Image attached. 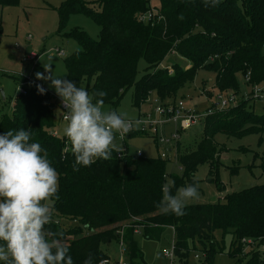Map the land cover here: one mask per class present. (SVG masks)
<instances>
[{
    "label": "trees",
    "instance_id": "16d2710c",
    "mask_svg": "<svg viewBox=\"0 0 264 264\" xmlns=\"http://www.w3.org/2000/svg\"><path fill=\"white\" fill-rule=\"evenodd\" d=\"M19 1L0 0V8L17 6ZM57 10L60 32L74 14L87 16L99 26L97 40L81 28L64 34L65 39H73L81 47L64 60L66 79L77 87L86 83L90 94L106 91L104 105L112 111H117L132 88L136 108L153 94L163 103L175 102L202 69L215 74L219 94L238 93L239 77L248 92L264 84V0H216L214 5L213 0H64ZM149 13L150 21H142ZM172 50L191 66L187 69L174 64L170 74L162 65ZM142 60L147 69L138 79ZM248 74L250 82L245 83ZM19 81L22 84L26 79ZM36 85L29 86L26 95L17 94L11 116L0 117V134L30 129V142L40 143L47 151L59 175L60 198L50 202L55 214L45 228L64 233L74 264H84L89 254L93 264H109L103 249L121 241L129 259L126 264H146L135 229L153 241L160 240L168 228L174 231V252L182 264L188 263L190 253L198 247L208 261L215 254H224V241H218V232L222 237L230 236L227 254L235 258V264H264L257 248L240 255L244 239L258 242L264 238V185L227 194L213 204L186 205L185 215L180 217L161 213L157 207L165 183L175 182V194L177 188L197 183L194 176L199 166L215 168L217 135H264V113L252 109L250 103L254 101L245 100L205 119L202 134L179 148L182 177L168 175V162L159 156L144 158L129 150L123 159L114 151L110 160L98 158L91 166H78L79 171H74L71 142L65 135L50 132L57 101L47 91L40 94ZM207 95L212 97L211 92ZM136 137L143 136L132 134L128 139ZM255 158L261 161L264 173V152ZM212 172L218 189L223 190Z\"/></svg>",
    "mask_w": 264,
    "mask_h": 264
},
{
    "label": "rangeland",
    "instance_id": "374dc122",
    "mask_svg": "<svg viewBox=\"0 0 264 264\" xmlns=\"http://www.w3.org/2000/svg\"><path fill=\"white\" fill-rule=\"evenodd\" d=\"M63 1L20 0L17 6L0 8V117L3 114L12 115L20 85L19 79L21 75H25L32 83L43 86L57 101L54 127L50 130L55 136L64 135L63 130L67 124L63 121V110L60 108L59 101L62 99L57 96L55 89L50 87V80H37L35 74L40 72L45 76L49 75L45 72L43 65L51 63L54 75L66 79L67 70L64 60L80 50L81 47L77 41L65 39L64 34L75 28H81L96 40L100 34L99 26L91 18L81 14L72 15L67 26L60 32V18L57 9ZM57 51H63L65 56H59ZM32 54L39 57L36 63L28 60ZM174 64L187 69L191 66L189 62L170 52L162 67L173 73ZM146 69L145 61H140L138 79L145 75ZM238 80L241 84L238 93L228 92L237 97V105L244 102L245 97L249 98L250 95L247 88L244 90L243 79L239 77ZM80 87L86 89V83H82ZM1 90L4 92V98ZM208 92L212 93V97H208ZM133 95L134 89L132 88L124 95L120 107L116 111L126 114V118L129 120H136L140 115L150 113L154 109V101L157 98L153 94L150 96V104L145 103L140 108H136L133 106ZM218 96L219 91L215 89V74L202 69L196 74L194 82L180 91L177 101H183L190 110L196 109L199 113H205L219 103ZM250 106L257 113H264L263 102L254 101L250 103ZM103 110L112 111L108 105H104ZM135 127L137 128V126ZM203 128L204 122L183 133L182 147L197 139L202 134ZM215 139L219 150L214 161L215 168L208 164L198 167L194 180L198 184L199 199L189 201L186 205L213 204L222 201L227 194L264 185V173L260 168L261 161L255 158L256 155H261L264 152V135L236 138L219 134ZM126 142L130 153L140 152L144 158H157L162 152L157 148L152 137H136L128 139ZM116 143L123 147V143L119 140H116ZM167 170L168 175L182 177L184 174L183 169L175 161V157H173V162L168 164ZM211 172L215 173V178L218 176L222 184L220 188L224 187L223 190L218 189L215 179H212L214 177ZM70 225H77V222H71ZM216 237L219 242L224 241V254H215L208 261L202 248L198 247L196 251L190 253L187 264H235V258L227 254L231 242L230 236L222 237V233L218 232ZM136 241L143 252L146 264H182L176 256L173 263L166 257V253H170L175 244L173 229H166L160 240H146L142 235H137ZM245 249H242L240 255H243ZM103 250L109 256V264H126L129 261L123 253L121 242H114ZM196 255L200 258H196Z\"/></svg>",
    "mask_w": 264,
    "mask_h": 264
},
{
    "label": "clouds",
    "instance_id": "9594fccd",
    "mask_svg": "<svg viewBox=\"0 0 264 264\" xmlns=\"http://www.w3.org/2000/svg\"><path fill=\"white\" fill-rule=\"evenodd\" d=\"M216 0H213V5ZM205 3V7H208ZM51 63H44L45 72H37V80L51 81L50 87L67 109L63 132L71 142L75 156L73 170L91 166L96 159L110 160L113 152H123L119 140L134 129V122L126 114L104 111V97L100 90L90 94L72 81L54 75ZM40 94L43 86L37 84ZM98 98V99H97ZM95 100V102H93ZM30 129L9 130L0 134V261L4 264H74L63 232L46 230L53 222V198L59 200V175L41 144L30 142ZM43 153V154H41ZM174 181L162 186V199L157 207L161 213L185 215L187 202L199 199L198 184L176 189ZM84 264H93L89 254ZM103 264V262H101Z\"/></svg>",
    "mask_w": 264,
    "mask_h": 264
},
{
    "label": "built area",
    "instance_id": "2783aa9c",
    "mask_svg": "<svg viewBox=\"0 0 264 264\" xmlns=\"http://www.w3.org/2000/svg\"><path fill=\"white\" fill-rule=\"evenodd\" d=\"M151 18L152 13H149L142 17L141 20L147 22L150 21ZM171 52L172 54H176L174 50H172ZM57 53L61 57L65 56L63 51H57ZM28 60L37 61L38 57L35 54H32L30 57H28ZM20 78H25L26 81L19 85L18 93L20 95H26L27 89L29 88V86L33 85V83L29 81V79L26 78L25 75H21ZM249 82L250 76L248 74L245 77V83ZM249 93V98L245 97L246 100L250 99L255 102H263L264 84L253 86V89H251ZM218 101L219 103L217 104L218 106L216 105V108H212L205 113H199L196 109L190 110L188 107H186V104L183 101L163 103L160 101V99L156 98V100L154 101V109L150 113L142 114L138 119L131 120L134 122V129L125 136L123 141L119 140L117 134V140L123 143V152H116L118 159H123L128 153L129 148L126 145L128 137L132 134H137L139 136L152 137L154 139L157 148L162 151L159 153V157L162 160L171 163L173 162V157H175V161L178 162V153L179 148L182 147L183 133L190 130L194 126L205 122L206 118L215 114L216 112H221L230 106L237 105V97H235L231 93L219 94ZM59 102L60 108L63 110V121L67 123V121L64 119V116L67 115V109L63 105L62 100H60ZM146 103H150V98H148ZM135 126H137V128ZM141 155L142 154L139 152L138 156ZM123 230L120 232L121 240L123 237ZM134 234L141 235V230L135 229ZM242 243L243 248H246L245 251H243V255L257 248L260 253L261 259L264 260V238L260 239L258 242H255L252 239H244ZM121 244L123 246L122 241ZM166 257L171 260V263H173L175 258L174 245L173 250L170 253H166ZM196 258H198V256H196Z\"/></svg>",
    "mask_w": 264,
    "mask_h": 264
},
{
    "label": "crops",
    "instance_id": "0c3cea01",
    "mask_svg": "<svg viewBox=\"0 0 264 264\" xmlns=\"http://www.w3.org/2000/svg\"><path fill=\"white\" fill-rule=\"evenodd\" d=\"M150 104V103H149ZM263 104H264V101H263ZM126 145L128 146V144H127V142H126ZM169 164V163H168ZM177 164H178V162H177ZM197 256V255H196ZM200 257L198 256V259H199Z\"/></svg>",
    "mask_w": 264,
    "mask_h": 264
},
{
    "label": "water",
    "instance_id": "95a60500",
    "mask_svg": "<svg viewBox=\"0 0 264 264\" xmlns=\"http://www.w3.org/2000/svg\"><path fill=\"white\" fill-rule=\"evenodd\" d=\"M1 94H2V96H3V98H4V92H3V90H1Z\"/></svg>",
    "mask_w": 264,
    "mask_h": 264
}]
</instances>
